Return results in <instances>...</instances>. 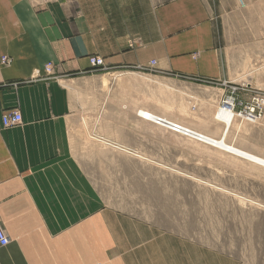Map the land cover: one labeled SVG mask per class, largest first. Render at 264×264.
<instances>
[{"label": "crops", "instance_id": "obj_1", "mask_svg": "<svg viewBox=\"0 0 264 264\" xmlns=\"http://www.w3.org/2000/svg\"><path fill=\"white\" fill-rule=\"evenodd\" d=\"M262 51L264 0H0V264H176L188 243L96 183L127 158L89 134L128 144L130 129L99 104L101 75L154 62L159 74L234 81ZM47 63L53 78L30 80ZM11 110L22 121L4 127Z\"/></svg>", "mask_w": 264, "mask_h": 264}, {"label": "rangeland", "instance_id": "obj_2", "mask_svg": "<svg viewBox=\"0 0 264 264\" xmlns=\"http://www.w3.org/2000/svg\"><path fill=\"white\" fill-rule=\"evenodd\" d=\"M95 67L107 70L105 63ZM101 76L105 94L99 104L111 106L114 120L130 126L129 143L115 140L113 147L89 134L98 146L127 158L114 157L112 174L95 178L105 197L162 235L187 242L189 247L178 242L172 253L176 264H264V169L170 135L135 114L148 108L219 136L223 123L214 115L229 96L224 81L245 88L234 95L236 110L240 101L264 100V51L241 65L234 81L159 74L151 63ZM227 141L264 156V108L253 123L238 118Z\"/></svg>", "mask_w": 264, "mask_h": 264}, {"label": "bare ground", "instance_id": "obj_3", "mask_svg": "<svg viewBox=\"0 0 264 264\" xmlns=\"http://www.w3.org/2000/svg\"><path fill=\"white\" fill-rule=\"evenodd\" d=\"M0 63L2 62L0 61ZM37 73L39 75H43V74H45L46 76L48 75V77L52 75V72L50 74H47L45 70L43 74L39 70H34L31 76H34ZM31 76H30V80H39L36 79V77H33L31 79ZM224 99L225 102L224 103L221 102L220 106H217L214 115V119L216 121L223 123V127L219 136L212 135L207 132L198 131L197 129H194L184 123H180V122L178 123L176 122V120H173L165 116L164 114H158L148 108L138 109L136 110L135 114L136 117H138L145 124L150 123L155 127L159 128L160 130H163L164 132H168L170 135L172 134L174 136H179L180 138H184L186 140L195 143L204 144L207 147L214 148L236 159H241L242 161L247 162L248 164L259 166L264 169V156L260 154H256L246 148L234 145L227 141V136L230 130L236 125L238 118L245 119L246 121L253 123L257 120V116L254 117L252 114L249 113L239 115L238 112L240 110L235 109L236 102L229 96H226ZM21 121H22V117H21ZM99 139L100 140L98 139L97 140L104 145H108V146L112 145L111 147H113L114 145L111 141L105 140L103 138H99ZM115 148H119V147L115 145ZM0 247H4V246H0Z\"/></svg>", "mask_w": 264, "mask_h": 264}, {"label": "built area", "instance_id": "obj_4", "mask_svg": "<svg viewBox=\"0 0 264 264\" xmlns=\"http://www.w3.org/2000/svg\"><path fill=\"white\" fill-rule=\"evenodd\" d=\"M0 61L3 64L9 63V59L7 57H2ZM89 61L92 64V66H94V67L95 66L102 67V68L104 67L102 59L97 57V56L90 57ZM151 64L153 65L154 62H151ZM138 68L140 69L143 67H138ZM43 69L46 71L47 74H50L51 70H52L51 63L45 64ZM33 77H36V79H48V75L47 76L45 74L39 75L38 73L35 74L34 76H31V79ZM223 84H226L225 86H227L229 88L228 95L234 101L237 102L236 107H238L239 106V100L235 99L234 95H236L238 91L245 90L244 86L241 84H240L241 86H235L232 83H231L232 85H230L227 83V81H224ZM221 102L224 103L225 100H222ZM240 106H242V109L238 112L239 115L249 113V114H252L254 117H256L261 113L262 108H264V100H262L261 98L252 97L249 102L243 103L240 101ZM236 107H235V109H236ZM1 122H2L4 127H10L13 125H17V124L21 123V114L17 110H11V111L5 112L2 114ZM173 125H175V124H173ZM8 242H9L8 237H7L6 233L4 232L2 225L0 224V246H5L8 244Z\"/></svg>", "mask_w": 264, "mask_h": 264}]
</instances>
